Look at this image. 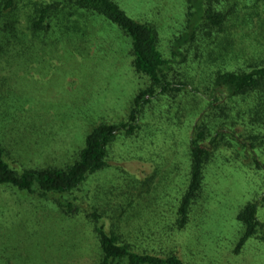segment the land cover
<instances>
[{
	"label": "rangeland",
	"instance_id": "1",
	"mask_svg": "<svg viewBox=\"0 0 264 264\" xmlns=\"http://www.w3.org/2000/svg\"><path fill=\"white\" fill-rule=\"evenodd\" d=\"M117 2L132 18L156 27L159 50L188 84L180 96L159 94V101L144 105L136 132L120 134L106 168L72 193L41 197L0 185V264H100L94 212L108 232L139 252L174 253L186 264H264V242L258 238L235 252L243 232L239 212L264 196V156L261 169L233 140L224 142L208 165L189 224L183 230L176 226L193 127L215 99L227 100L222 91L214 96L210 80L217 67L208 56L196 61L190 50L186 63L174 56L175 41L187 31L186 1ZM235 6L239 21L230 16L223 31H203L197 41H205L209 53L229 41L238 67L264 59V0H235ZM10 16L0 18L1 29ZM17 29L14 46L0 45V144L19 172L64 168L94 127L127 117L148 81L131 66L130 38L101 17L65 10L50 32L34 34L20 12ZM1 38L6 39L2 30ZM58 200L73 203L72 214H78L67 216Z\"/></svg>",
	"mask_w": 264,
	"mask_h": 264
},
{
	"label": "trees",
	"instance_id": "2",
	"mask_svg": "<svg viewBox=\"0 0 264 264\" xmlns=\"http://www.w3.org/2000/svg\"><path fill=\"white\" fill-rule=\"evenodd\" d=\"M185 1L188 11L187 31L175 41L174 56H181L182 63L187 62L190 50L196 61L208 56L209 63L217 67L212 71L210 80L214 96L222 91L227 100L223 102L215 99L216 104L212 102L193 127L188 184L177 209L176 226L179 230L185 229L189 224L192 207L204 191L207 167L224 142L229 144L233 140L244 147L247 152L252 153L254 163L261 169L260 162L264 156V59L233 67L238 65L239 56L229 49V41L224 46L218 45L210 53L206 51L208 47L204 45L205 41H197L203 31H223L230 16L240 20L237 11L234 12L235 0ZM22 3L30 7H21ZM72 9L101 17L130 38L131 66L148 84L140 89L127 117L120 122H104L94 127L75 160L64 168H30L19 172L7 161L6 150L0 144V185L12 186L41 197L52 193H72L90 175L104 170L110 148L119 135H132L136 132L144 105L159 101L160 96H180L188 84L176 72L174 61L166 59L159 50L156 27L132 18L117 0H0V18H4L6 13L11 15L3 24V29L0 23V32L2 30L6 37L5 40L1 38L0 45L5 42L8 46H14L18 42L20 37L17 20L20 12L26 14L30 29L37 34L42 31L50 32L52 21L62 11ZM180 48L184 51H178ZM0 49L2 50V46ZM159 94L161 95L158 96ZM263 204L264 196L261 200L247 202L239 212L237 220L243 232L236 246V254L251 239L258 238L264 242V221L260 219ZM56 205L67 216L78 214V210L76 214H72L76 206L71 202L58 200ZM91 218L102 253L100 264H114L121 260H125L127 264H186L174 253L161 256L148 251H136L132 244L125 242L114 232H108L105 225L100 224L101 215L94 212Z\"/></svg>",
	"mask_w": 264,
	"mask_h": 264
}]
</instances>
